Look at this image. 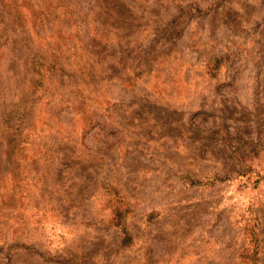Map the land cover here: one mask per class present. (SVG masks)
Segmentation results:
<instances>
[{
    "label": "rangeland",
    "instance_id": "1",
    "mask_svg": "<svg viewBox=\"0 0 264 264\" xmlns=\"http://www.w3.org/2000/svg\"><path fill=\"white\" fill-rule=\"evenodd\" d=\"M0 264H264V0H0Z\"/></svg>",
    "mask_w": 264,
    "mask_h": 264
}]
</instances>
